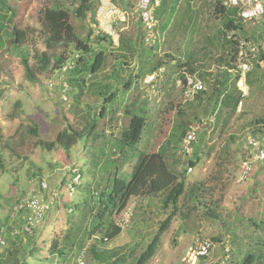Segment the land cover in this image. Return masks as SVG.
Listing matches in <instances>:
<instances>
[{
  "label": "trees",
  "instance_id": "1",
  "mask_svg": "<svg viewBox=\"0 0 264 264\" xmlns=\"http://www.w3.org/2000/svg\"><path fill=\"white\" fill-rule=\"evenodd\" d=\"M54 1L42 2L38 9L37 22L47 34V46L51 43L72 46V51L76 53L75 59L69 62L68 69L64 72L69 73L65 85L71 91L74 88L78 89L77 100L82 97L91 99L85 111L87 122L78 129L63 130L51 142L40 137L36 126L19 127L8 139L6 146L12 153L21 147L27 148L28 145L48 152L58 146L69 152L75 144L80 143L90 160L84 162L82 166L71 165L59 185L58 192L54 193L55 196L51 193L50 199L57 204L65 192L83 190V185L85 197L82 202L71 204L69 211L64 214L68 218V228L61 233V236L53 234L49 240L47 249L49 260L46 263V259L42 261L38 257L36 247L28 250V245L23 249L21 236H24L32 246L36 244L35 231L39 229L35 225L31 227L30 234L24 231L25 227H30L29 222L33 221L31 211L26 207L14 212L12 218L10 213L5 222L0 224V229H4V245L0 246V250L9 247L5 254L8 264H28L26 262L28 257L33 258L35 264H74L75 260L71 262L72 256L76 252L77 255L81 251L86 252L83 248L87 240L92 237L97 240L96 235H100L98 240L103 243L119 237L122 227L128 225L134 214L135 203L131 218L126 224L121 223V216L130 208L131 199L148 197L157 199L160 212L164 213L165 217L159 222L150 242L137 256L132 250L124 255H118L114 250L98 254L94 247H90L92 257L98 264H146L155 255L162 235L168 231L183 208H187L185 217H189L193 211L202 206L208 218L220 219L217 209L223 200L225 189L222 182L224 172L220 166H225L226 158L224 155L220 156L222 164L218 166L217 172L212 177V184L187 178V168L195 169L198 164L202 165L204 160L210 157L211 149L204 153L202 143L205 134H200L201 136L198 137L196 128L189 125L190 122L184 118V113L191 109L194 113L193 125H199L200 110L205 119L212 118V124L208 125L213 131L220 125L223 129L228 121L241 113H238V107L239 104H243L245 97L237 87L240 80L237 56L241 38H247V33L243 31L242 23L233 18L236 11L224 5L226 0L215 3L214 13L221 18V25L215 35L211 39L207 38L206 42L211 49L218 51V55L211 57L204 54L203 59L199 61L187 46L198 23V14L193 8L194 0H159L155 17L158 20L160 35L165 36L164 41L178 37L182 42V47L175 50L182 58V61L176 64L179 71L177 80L181 79L179 85H176L177 80L171 82L170 78H166L164 82L160 81V70L163 69L164 64L157 54L155 31L148 35L154 42L146 43L144 37L147 34L143 31L140 22H132L135 30L123 28L117 32V55L108 53V48L114 45L109 35L91 30L85 39H81L72 24L73 19L82 22H86L87 18L93 20L99 7V0ZM181 4L184 5L182 10ZM6 8L10 10L7 6ZM94 23L96 25V22ZM226 31L231 33V39L226 38ZM238 31L242 37L237 34ZM26 37L25 30L13 27L8 44L12 48L20 49ZM91 43L97 45L96 50L90 46ZM111 54L114 58L110 64L111 70L104 73ZM19 56L25 77L33 82L34 74L28 65L27 54L21 50ZM164 57L173 60L171 56ZM35 59L38 62V71L41 73L49 70L50 61L53 62L51 70H61L66 63L62 56L49 58L44 53ZM263 60L264 56L254 62L252 69L245 75V84L249 92L255 85L262 90L264 74L261 72L259 61ZM213 64L215 67L212 69ZM182 70L187 76L199 79L204 86L202 91L195 93L191 98L184 96L186 80L185 76L181 75ZM150 76L154 78L147 83V78ZM151 85L156 88L161 98L159 105L151 102L147 96L140 99L141 91ZM64 91H66L65 95H68L66 88ZM173 110H176L178 119L171 122L167 129V131L170 129L169 132L166 131L160 139L163 119L168 118L170 115L168 112ZM114 121L116 124L113 127ZM263 126L264 112L250 121L248 136L261 140ZM193 130L196 132V141L191 143V153L185 157L181 152V142ZM166 134V140L162 143ZM154 136V143L150 144ZM229 140L230 144L239 146L236 137L229 136ZM247 149L250 152V149ZM176 152H180L186 159L185 168L180 169L179 172L176 170L178 163L173 160ZM75 177L78 178V183L73 182ZM41 192L44 194L47 191L41 190ZM216 192L219 193L218 198L212 199ZM40 196L44 199V195L40 194ZM207 197L210 200H207ZM52 202H48L49 210L42 217L43 223L52 210ZM18 203L16 202L15 205ZM63 205L64 202L61 207ZM235 219L240 224L244 222L240 217ZM247 223L254 227L258 226L256 228L261 230L262 237L256 239L249 237V250L243 254L238 264H264V222L256 223L253 218H249ZM16 229L19 230V234ZM234 231L237 232V228L235 230L229 228L230 234ZM207 257L199 259L204 260ZM128 260L130 261L127 262ZM3 262L4 259L0 258V264H4Z\"/></svg>",
  "mask_w": 264,
  "mask_h": 264
},
{
  "label": "rangeland",
  "instance_id": "2",
  "mask_svg": "<svg viewBox=\"0 0 264 264\" xmlns=\"http://www.w3.org/2000/svg\"><path fill=\"white\" fill-rule=\"evenodd\" d=\"M43 1L0 0V224L5 222L15 203L24 202L30 198L41 183H44L47 187L45 189L47 192L44 194L41 192V194L44 195L46 201L52 202L50 194L53 195V193L58 192L59 185L70 166H82L84 162L90 160L80 143L75 144L69 152H65L58 146L48 152L28 145L27 148L21 147L12 153L6 146L8 139L15 134L19 127L32 128L36 126L40 137L51 142L63 130H75L87 122L85 111L87 103L91 102V99L82 97L77 100L78 89L74 88L71 91L65 85L69 73L64 72L68 69L69 62L75 59L76 53L72 51V46L67 47L54 43L49 46L46 45L47 34L37 22L38 9ZM66 1L68 0H55L54 2ZM111 1L117 10H123L126 14L125 22L115 24L111 34L114 45L109 47L107 52L116 54L117 32L123 28L135 30L132 22H135L136 19L134 13L136 0ZM157 1L159 2V0ZM223 1L194 0L193 8L198 14V23L193 29L192 40L187 46L188 50L194 52L196 59L199 61L203 59L204 54L211 55V57L218 55V51L211 49L206 39H211L220 28L221 18L214 13V5ZM104 3L108 4L109 0H99V7L100 4ZM6 6L11 11L6 10ZM98 8L93 20L87 18L86 22H82L73 19L72 24L76 34L81 39H85L91 30L104 34V25H99L101 18L98 21ZM180 8L181 10L184 9V5L181 4ZM94 22H96V25ZM240 23L244 27L243 31L247 33V38H241L242 41L240 42L243 47L239 51L242 50L247 54L248 63L252 69L254 62L264 56V16L256 21H240ZM13 27L27 32L26 41L20 49L12 48L8 44ZM154 31V35H157V54L164 64L163 69L160 70V73L162 72L160 81L164 82L166 78H170L171 82L177 80L179 71L176 64L178 61H182V58L180 53L175 52V50L182 47V42L178 40V37L164 41L165 36L160 35L159 26H156ZM237 34L242 37L239 31ZM90 37L92 38V36ZM90 46L94 50L97 49L95 44L91 43ZM21 50L27 54L28 65L32 69V74H34L33 82L27 80L23 72L19 56ZM42 53L49 58L62 56L65 58L66 63H64L61 70H51L53 62L50 61L49 70L41 73L38 71V62L35 58ZM165 55L173 57V60L165 58ZM113 60V54H111L104 73L110 72V64ZM259 66L264 74V60L259 61ZM214 67L213 64L212 69ZM170 72L173 74L170 75ZM183 72L182 70L181 75H183ZM177 81L180 83L181 79ZM261 85L262 90L255 85L249 92L242 80L237 83V87L245 97L243 104L238 107V113H241L228 121L223 129L220 125L213 131L212 127L208 125L212 124V118L205 119L200 110L201 122L199 125H193L194 113L191 109L184 113V118L190 122L189 125L196 128L198 137L201 136L200 134H205L202 143L204 153L211 149L210 157L204 160L202 165L198 164L193 173L188 175L187 178L203 180L209 185L212 184V177L217 172L218 166L222 164L220 156L224 155L226 158L227 163L225 166H220L224 172L222 182L225 187L223 200L217 209L220 219L208 218L204 214L202 206L193 211L189 217H185L187 208H183L171 223L168 231L162 235L155 255L146 264H215L223 257L225 250H229L228 264H238L243 254L249 250V237L253 239L262 237L261 230L256 228L258 226L254 227L248 224L247 220L253 218L256 223L259 221L264 222V165L254 163L250 176L243 180L241 175L243 161L250 156L246 145V137L250 135V121L261 116L264 112V79ZM65 88L69 92L68 95H65ZM145 96L157 105L161 101L158 91L153 85L149 88L145 87L141 91L140 99ZM168 113L170 114L169 117L164 118L162 122L160 139L171 122L178 119L176 110ZM114 124H116V121L112 123L113 127ZM206 127H208L207 130ZM262 129L263 134L260 139L264 141V126ZM167 134L162 139V143L166 140ZM229 136L236 137L239 146L230 144ZM154 139L155 136L151 139L150 144L154 143ZM31 144H33V141H31ZM173 160L178 163L177 172L185 168L186 159L180 152L174 154ZM68 185L70 184L68 183ZM254 189L255 191H253ZM218 196L219 193L216 192L212 199L218 198ZM84 197L85 186L83 185V190L67 191L60 202L58 201L57 204L52 202V210L46 216L45 222L40 223V221L36 224L39 228L35 231L36 244L31 246V244H28L27 239L21 236L23 249L28 245V250H31V247L32 249L36 247L38 257L42 261L46 259V263L49 260L47 259L49 240H51L53 234L61 236V233L68 228V218L64 214L69 211L71 204L82 202ZM207 200H210V198ZM62 202H64V205L61 207ZM134 203V214L128 225L122 227V233L119 237L103 243L98 240L100 235H96L97 240L95 237L87 240L83 248L86 250V264H98L92 257L90 247H94L95 252L98 254L103 251L114 250L118 255H124L132 250L133 254L137 256L150 242L165 214L160 212V204L155 198L131 199L129 207H133ZM137 209L139 211L136 212ZM236 217L244 219V222L238 223ZM123 218L124 215L121 216V219ZM231 227L234 230L237 228V232L234 231L235 233L230 234L229 228ZM15 231L19 234L18 229ZM202 239L211 240L214 249L206 259H195L191 250L197 241ZM8 249L9 247L0 250V258L4 259V264H8L5 258ZM77 254L78 252L72 256L71 262L75 260ZM26 262L35 264L34 259L30 257L26 259Z\"/></svg>",
  "mask_w": 264,
  "mask_h": 264
},
{
  "label": "built area",
  "instance_id": "3",
  "mask_svg": "<svg viewBox=\"0 0 264 264\" xmlns=\"http://www.w3.org/2000/svg\"><path fill=\"white\" fill-rule=\"evenodd\" d=\"M159 2L157 0H137L136 6L134 9V13L136 16L135 22H140V25L143 29V31L147 34L144 39L146 43H153V38H151V35L156 26H157V20L155 18V9L158 6ZM225 6L228 8H234L237 10V13L235 15V19L240 20L242 22L247 21H253L261 18L264 14V5L263 0H226ZM97 15L99 17V20L101 18V24L105 27V32L108 35H111L113 33V26L118 22H125L126 20V14L123 12L117 10L114 5L109 1L108 4H101ZM100 22V21H99ZM227 39L231 38V33H227L226 35ZM243 44L240 42L239 48L242 49ZM254 51V50H253ZM247 54H245L242 50L239 51L237 60L240 63L239 68L241 69L242 77L244 74L249 70L248 64L245 63L247 61ZM186 80L185 85V92L184 95L186 98H191L195 93L200 92L204 89L203 83L197 79L190 76H187L183 73ZM153 76L148 78V81L153 80ZM179 84V83H178ZM196 141V132L195 130L189 132L182 140L181 142V152L185 157L190 155L191 153V143ZM246 145L247 148L250 149V157L243 162L242 164V179H246L247 176H249L252 171V164L255 162L257 164L264 165V141L258 140L255 137L247 136L246 138ZM193 173L192 168H187V174ZM77 177L73 179L74 183H78ZM263 179H264V172H263ZM70 187V185L68 186ZM47 187L44 183L39 184L37 187V190L34 191L33 195L25 200L24 202H19L12 208V212L10 214V218L13 217L14 212L18 210H23L24 207L29 209L31 211L33 221L31 220L29 222L30 227H25L24 231L28 234L31 233V227L35 226L38 222L42 221V217L45 214L46 211L49 210L48 202H46L41 194V190H45ZM55 196V194H53ZM132 212V208L127 209V211L123 214L124 218L121 219L122 224H126L130 217ZM4 229H0V246L3 247L4 240ZM214 249V246L212 242L208 239H202L198 240L195 244L192 251V256H194L195 259L197 258H205L207 257L212 250ZM229 250L224 251L223 257L220 259V261L216 262L215 264H227L229 261ZM75 264H86L84 259V251L81 252L80 256L78 257Z\"/></svg>",
  "mask_w": 264,
  "mask_h": 264
},
{
  "label": "clouds",
  "instance_id": "4",
  "mask_svg": "<svg viewBox=\"0 0 264 264\" xmlns=\"http://www.w3.org/2000/svg\"><path fill=\"white\" fill-rule=\"evenodd\" d=\"M111 3H112V1L111 0H109ZM226 2V1H225ZM113 4V3H112ZM101 5V4H100ZM114 5V4H113ZM159 5V4H158ZM224 5H225V3H224ZM263 5H264V0H263ZM115 6V5H114ZM116 7V6H115ZM158 7V6H157ZM228 8V7H227ZM99 9V8H98ZM232 9H234V8H232ZM235 11H236V13H237V10L236 9H234ZM119 11H121V12H123L124 13V11H122V10H120L119 9ZM98 12V11H97ZM236 15V14H235ZM263 16H264V14H263ZM262 16V17H263ZM261 17V18H262ZM156 18V17H155ZM233 18L235 19V16H233ZM261 18H259V19H261ZM259 19H257V20H259ZM156 20H157V18H156ZM235 20H237V19H235ZM98 21H99V19H98ZM240 21V20H239ZM253 21H256V20H253ZM157 22H158V20H157ZM242 22V21H241ZM247 22H252V21H247ZM118 23H124V22H118ZM117 24V23H116ZM99 25H100V22H99ZM157 26H158V23H157ZM114 27V26H113ZM103 33L104 34H106V35H108L106 32H104L103 31ZM227 33H230L229 31H226L225 32V34L227 35ZM110 37H111V35H109ZM227 38V37H226ZM231 39V38H230ZM113 40V39H112ZM153 42H154V40H153ZM115 43V42H114ZM152 44V43H151ZM239 50H240V48H239ZM238 57V56H237ZM238 61V60H237ZM249 62V60L247 59V61L245 62V63H247L248 64V66H249V70L244 74V76L242 77V73H241V69L239 68V66H240V63L239 62H237L238 63V69H239V72H240V80H239V82L242 80L243 81V83L245 84V75L251 70V68H250V64L248 63ZM162 73V72H161ZM151 77V76H150ZM149 78V77H148ZM148 78H147V82H150V81H148ZM243 78V79H242ZM152 81V80H151ZM177 82V85H179L178 83V81H176ZM240 90V89H239ZM242 92V91H241ZM185 96V95H184ZM241 104H239V106H240ZM247 138V137H246ZM249 155H250V153H249ZM250 157V156H249ZM248 158H246V160H247ZM246 160H244V161H246ZM243 161V162H244ZM255 163V162H254ZM253 163V164H254ZM252 164V165H253ZM257 164V163H256ZM193 169V168H192ZM195 169H193V171H194ZM187 173V172H186ZM187 175H190V174H187ZM250 176V175H249ZM54 194V193H53ZM133 206V205H132ZM130 208H133V207H130ZM131 218V217H130ZM43 221H41L40 223H42ZM82 252V251H81ZM81 252H80V254H81ZM80 254L79 255H77L76 256V258H75V261H74V264L76 263V261H77V259H78V257L80 256ZM84 259H85V251H84ZM85 262H86V259H85Z\"/></svg>",
  "mask_w": 264,
  "mask_h": 264
}]
</instances>
